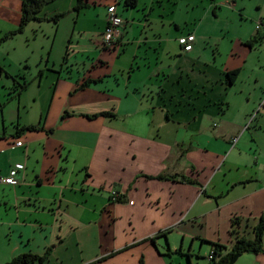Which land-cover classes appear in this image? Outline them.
<instances>
[{
    "label": "crops",
    "instance_id": "crops-1",
    "mask_svg": "<svg viewBox=\"0 0 264 264\" xmlns=\"http://www.w3.org/2000/svg\"><path fill=\"white\" fill-rule=\"evenodd\" d=\"M96 1L104 0H82L83 8L76 12L77 0H56L37 17L51 19L65 14L53 23L58 25L74 15L76 24L80 12ZM113 1L110 4L106 0L105 4L110 7L120 2ZM21 2H0V15L11 17H4L10 26L5 33L18 28L16 11L19 3L21 10ZM116 12L123 21L118 38L103 48V29L97 44L103 52L81 79L70 82L64 90H58L57 83L55 90L49 91L50 107L46 111L41 108L40 112L39 107L36 109V123L31 119L34 114L29 118L28 106L20 105L28 92L26 81V91L14 99L17 111L15 118L10 119L13 129L9 134L0 108V175L6 176L16 164L24 166L16 187L0 185V264L23 254L45 256L37 264H139L140 260L143 264H171L174 255L180 259L191 257V252L178 251L166 256L168 243L171 248L170 235L176 227L184 230L185 221H191V225L192 220L203 223L212 212L221 215L228 211L229 221L233 216L255 219L252 224H245L246 233L264 211V177H259L261 166L258 167L264 147L256 139L259 134L264 138V118L257 121L256 117L252 122L250 119L257 134L247 133L251 126L246 125L264 91H229L241 83L243 67L218 66L216 56L209 63H201L195 52V38L188 53L182 52L183 36L177 39L180 57L172 61V67L162 68L159 61L155 62V70L148 73L143 62L142 67L138 65L140 59L136 55L125 59L126 67H121L125 57H114L108 52L119 48L122 51L128 44L123 41L124 33L132 23L122 18L117 6ZM106 19L107 11L104 28ZM41 24L51 22H33L24 31L36 32ZM134 25L145 29L144 23ZM14 37L9 40L12 42ZM70 43L71 38L62 61L66 62ZM140 45L141 42L136 44L137 50ZM45 52L40 53V59L46 58L43 67L39 66L40 85L49 65L50 56ZM0 66L5 69L2 63ZM197 68L202 71L196 72ZM236 70L238 77L230 85L227 74ZM124 71L126 77L121 73ZM115 73L120 80H115ZM112 77L115 83L109 91H125L122 98L104 91ZM40 92L38 88L34 103ZM114 102L121 109L117 114L121 118L119 124L97 117L110 110L106 104ZM260 110L264 117V106ZM31 126L40 130H23ZM16 142H22L23 147L12 149ZM73 148L82 151L83 175L74 184L67 182L72 185L67 187L55 171L62 170L65 149L70 154ZM50 173L54 180H50ZM219 176L220 182L214 183ZM158 177L165 180H157ZM208 190L212 192L210 196ZM112 193L121 196L119 202L111 201ZM212 199L215 209L192 215L197 206L203 207ZM165 232H169L166 238L160 236ZM242 260L245 264H264V255L244 254L235 264Z\"/></svg>",
    "mask_w": 264,
    "mask_h": 264
},
{
    "label": "rangeland",
    "instance_id": "rangeland-1",
    "mask_svg": "<svg viewBox=\"0 0 264 264\" xmlns=\"http://www.w3.org/2000/svg\"><path fill=\"white\" fill-rule=\"evenodd\" d=\"M108 1L110 4L115 2ZM123 1L120 0L116 6L122 18L132 23V25L126 24L128 26H126V32L124 33L123 41L128 44L123 47L122 51L119 48L116 52H108L114 57H125L122 59L123 64L120 65L121 67L125 68V59H129L133 55L140 59L137 61L140 67H142L141 62L144 63V71L148 73L155 70V62H162V68L172 67V61L180 57L177 39L192 33L196 40V56H199L201 63L203 61L209 63L216 56L219 58L216 61L218 66L225 64L227 68L236 65L243 67L241 83L238 82L237 87L229 91H264V31L261 30L259 33L255 31L256 26L264 24V0H137L135 8L124 6ZM105 2L106 0L96 1L94 6L90 4L89 9L80 12L76 24L74 23V15L68 16L58 25L53 23L41 24L42 28L36 32L27 33L24 31L25 33L23 32L14 37L12 42L8 39L9 42L4 41L5 43L0 44V63L5 66L6 72L11 74L18 83L24 81L29 83V88L26 89L28 92L22 96L20 105L28 106L29 118L34 114V117L31 118L32 122H37L36 109L38 107V112L41 108H45L46 111L50 107L49 91H54L57 83L58 90H64L70 82L81 79L90 69L91 63L96 61L100 53L103 52L102 47L100 48L97 44L101 40V33L104 29L103 24L108 8V4H105ZM19 6L20 3L17 6L19 9L16 11L17 19H20L21 16ZM4 17L11 19L7 14L0 15V33H3L0 34L1 40L6 34L10 33H5L10 26L4 21ZM138 23H144L145 29L134 25H138ZM56 34L57 36H55ZM257 36H260L261 39L259 37L251 47L245 46L250 38ZM54 38H56L55 45L53 44ZM69 38H71V43L65 62L62 61V58H64ZM139 42H141V45L140 49L137 50L136 44ZM43 50L46 51L45 55L50 56V58L48 69L43 71L40 85L38 75L41 70L39 66L43 67L46 60V58L40 59V53ZM108 53L105 52L106 55ZM167 57L171 58L168 59ZM198 71H202V69L197 68L196 72ZM121 73L123 77H126V71ZM115 75V80H120L116 73ZM66 78L67 80H65ZM115 80L113 77L108 80L107 82L110 84L105 87L104 91L110 92L116 98H122L125 91H109V86L115 83ZM256 81L257 83H255ZM11 85L10 79L4 77L0 79V108L3 111L6 134H9L13 129L10 119L15 118L17 111L16 100L9 101ZM38 88L41 91L39 93L40 97L35 98L34 103L32 99L36 97V94L38 96ZM144 103L148 104L146 101ZM105 106L110 108L105 113H110L115 117L111 120L108 119V121L119 124L121 118L117 114H120L121 109L118 104L114 102ZM112 106L116 107V111L111 109ZM263 106L264 96L259 102V106L256 107L247 120L246 125L251 126L247 133H259L254 131L253 126L255 125L250 124V119L252 122L257 117V121H262L264 117L260 113V108ZM53 107L55 108L54 104H52V109ZM30 108H32V112H30ZM101 108H103V105H101ZM257 112L259 114L256 116ZM24 116L22 113L23 118ZM3 120H1L0 114V129ZM262 128H264V125ZM256 139L264 147V138H261L260 134L256 136ZM255 141L258 143L257 140ZM67 155L69 156L68 160H65ZM82 156V151L77 148H73L70 154L69 149H65L63 153L62 170L58 171L57 169L55 174L62 179L63 184L67 187L72 186L68 185L67 182L71 181L74 184L83 175L81 168ZM246 163H252V161L247 160ZM258 167L261 171L259 177L263 178L264 157L261 161L259 160ZM49 175L50 180H54L53 173ZM220 180L221 176L217 177L214 183H218ZM78 182L76 188L80 184V181ZM263 182L264 180L262 184ZM208 194L210 196L212 192L208 190ZM215 208L214 199L208 200L207 205L197 206L192 215L197 214L200 210L210 212ZM250 218L233 216L229 221L228 211H222L221 215L212 212L204 219L203 223L192 220L193 224L191 225L189 224L191 221H185L183 223L185 225L184 230L176 227L170 235L171 248L169 243L167 245L171 252L176 253L179 250L183 254L191 252L190 260L192 264H208L207 257L211 251L210 244L225 248H230L234 244V238L229 234L234 219L240 220L239 234L247 238L250 237V229L248 228L246 233L243 230L247 221L252 224L250 223L251 220H255ZM200 241H204V243L201 244ZM262 243L264 249V233ZM250 257L253 256H243L242 258L249 259ZM170 260H172L169 261L171 264L187 263L185 257L180 259L177 255H174ZM241 264H245V262L242 260Z\"/></svg>",
    "mask_w": 264,
    "mask_h": 264
},
{
    "label": "trees",
    "instance_id": "trees-1",
    "mask_svg": "<svg viewBox=\"0 0 264 264\" xmlns=\"http://www.w3.org/2000/svg\"><path fill=\"white\" fill-rule=\"evenodd\" d=\"M56 0H22L21 2V16H20V22L18 28L11 33L6 34V36L0 40V44L8 39L13 38L16 35H19L24 32V30L33 22H51V23H57L60 19H62L65 14H58L51 19H39L37 16L40 12H42L43 8L54 2ZM82 0H77V3L74 7V10L76 12H79L82 10L81 5ZM137 4L136 0H124L123 5L127 6L129 8H135ZM118 5V3H117ZM258 33V31H257ZM260 37V36H259ZM259 37H253L250 38L246 43L245 46L251 47L253 43L259 39ZM261 39V37H260ZM239 71H232L227 74V82L230 85H233L236 78L238 77ZM8 78L13 81V86L11 87V91L9 93V100L18 99V97L21 95L23 91L27 88V83L22 82L18 83L13 77L9 76L8 73L5 71L3 67L0 66V79L1 78ZM87 84V83H86ZM85 84V85H86ZM97 117H103V118H115L110 113H101ZM96 118V117H92ZM23 130H27L29 132L40 130L34 126L26 127ZM157 180H165L163 177H158ZM233 220V219H232ZM240 226V220L234 219L232 221L230 233L231 236L234 238V244L230 248H225L219 245H212L211 247V253L209 256L211 259L208 261V264H235L237 260L244 254L249 255H264V249H263V243H262V237L264 233V211L261 213L259 219L257 220L256 224L252 226L250 229V238H247L245 236H241L238 232ZM169 232H165L161 234L160 236L166 238L167 234ZM154 242V239L152 240ZM201 244L204 243V241H200ZM168 247V246H167ZM177 253V252H176ZM171 251L169 247L166 251V256H171ZM178 254H181L180 251H178ZM187 259V264H190V255L184 256ZM45 260V256L39 258L30 254H23L21 256H18L14 259H12L10 262L6 264H37L42 263ZM140 264H143L142 260H140Z\"/></svg>",
    "mask_w": 264,
    "mask_h": 264
},
{
    "label": "built area",
    "instance_id": "built-area-1",
    "mask_svg": "<svg viewBox=\"0 0 264 264\" xmlns=\"http://www.w3.org/2000/svg\"><path fill=\"white\" fill-rule=\"evenodd\" d=\"M123 25V21L120 16L117 15L116 6H110L107 8V19H106V26L102 33V46L103 48L110 47L114 41L120 35V31ZM256 30L264 31V24H259L256 27ZM181 42L182 52L188 53L192 50V44L194 42V36L192 34H187V36L183 37ZM236 142V140L234 141ZM23 147L22 142H16L14 146L11 148H21ZM24 171V166L22 164H16L8 171L6 176L0 175V185L8 186V187H16L19 184L18 176ZM111 201L116 203L119 202L121 196L115 193L111 195ZM129 205H133L132 202H129ZM211 259L210 256L207 257L209 261Z\"/></svg>",
    "mask_w": 264,
    "mask_h": 264
}]
</instances>
